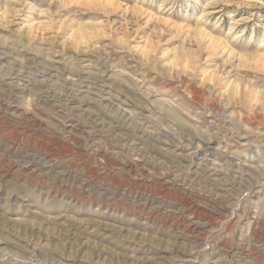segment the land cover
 <instances>
[{"label": "rangeland", "instance_id": "rangeland-1", "mask_svg": "<svg viewBox=\"0 0 264 264\" xmlns=\"http://www.w3.org/2000/svg\"><path fill=\"white\" fill-rule=\"evenodd\" d=\"M0 264H264V0H0Z\"/></svg>", "mask_w": 264, "mask_h": 264}]
</instances>
